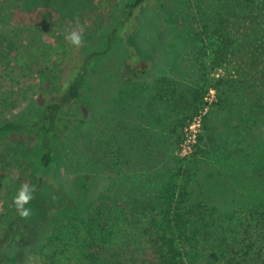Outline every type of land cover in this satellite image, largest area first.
<instances>
[{
    "label": "trees",
    "instance_id": "obj_1",
    "mask_svg": "<svg viewBox=\"0 0 264 264\" xmlns=\"http://www.w3.org/2000/svg\"><path fill=\"white\" fill-rule=\"evenodd\" d=\"M79 1L0 0V20L10 19L15 10L22 13L42 10L40 25L45 23L44 32L54 34L52 27L64 24L65 14L72 16ZM155 1L126 0L120 7L118 20L83 38L75 51H66L56 67L41 74L42 88L36 101L28 103L10 119L0 118V139H21L8 145L22 163L32 197L41 190H50L62 198L55 205L42 207L38 227L24 225L21 240L31 243L26 252L32 256L28 264H239L228 257L242 238L232 226L227 228L226 213H215L210 206L212 198H242L257 205V211L248 210L247 215L264 220V151L247 168L238 159L227 157L217 168L209 163L210 168L206 166V171H202L201 163L208 161L199 159L207 154L201 150L163 174L147 178L120 174L100 193L94 191L95 180L84 176L77 177L75 196L62 191L58 163L65 147L81 139V127L96 113L98 91L93 83L97 73L108 68L107 61L113 56L114 65H119L123 57L114 55L119 49L128 51L133 61L130 76L140 78L149 72V67L132 53L129 38L141 9ZM222 6L227 14V48L230 47L235 57L242 54V61L257 68L259 59L264 58V0H226ZM53 16L58 19L51 21ZM215 16L218 25L213 34L216 38L223 37L221 28H225L226 19L221 13ZM40 25L19 29L14 25L7 29L11 36L0 35L6 67L14 65L23 69L12 62H22L31 68L39 64L37 60L45 55L37 45L41 43L37 41ZM209 28L203 25L204 32L196 37L207 36ZM31 48L37 49L31 51ZM243 65L237 63L235 70L242 72ZM0 66L4 65L0 63ZM92 88L96 94L88 99V116H85L80 107L85 102L83 95ZM168 89L166 99L175 102V88L168 86ZM210 90L216 96L225 95H220L218 83L203 80L192 93L197 103L192 117L206 106L204 98ZM227 94L228 102L234 95L228 84ZM157 95L159 92L154 94ZM224 102L221 97L219 104ZM263 109L260 105V110ZM209 136L213 138L208 131L200 134L199 144L205 145ZM20 217L14 204L0 239V264H15L9 260L6 247L18 232ZM247 240L251 242L252 236ZM257 240L256 236L255 243Z\"/></svg>",
    "mask_w": 264,
    "mask_h": 264
},
{
    "label": "rangeland",
    "instance_id": "obj_2",
    "mask_svg": "<svg viewBox=\"0 0 264 264\" xmlns=\"http://www.w3.org/2000/svg\"><path fill=\"white\" fill-rule=\"evenodd\" d=\"M125 1L80 0L72 16L65 14L64 24L52 27L54 34L44 32L45 23L40 25L42 10L31 13L15 10L10 19L0 20V35L7 36H11L7 29L14 25L18 29L40 25L37 41L43 43L37 45L45 51L36 67L12 62L22 66L20 70L10 64L6 67L5 50L0 44V63L4 65L0 66V118L10 119L37 100L42 88L41 74L56 67L66 51L78 47L66 39L70 32L81 34L82 30L83 38L92 36L99 28L119 19ZM225 3L226 0H156L141 9L129 44L132 53L149 67V72L140 78L130 76L133 61L128 51L118 48L115 57H123L119 65H114L113 56L107 61L108 68L97 73L93 83L98 91L96 113L81 127V139L65 147L58 163L57 170L61 173L58 181L64 194L76 195L80 176L92 177L94 191L100 193L120 174L128 173L135 178L163 174L201 150L207 154L199 159L208 161L201 163L202 171H206L209 163L217 168L227 157L238 159L247 168L264 151V109L260 110V105L264 108V58L259 59L257 68H252L241 60L242 54L235 57L230 47L227 48V14L222 6ZM216 13L226 19L225 28H221L224 36L218 38L213 34L218 25ZM203 25H209L210 31L198 38L196 34L204 32ZM237 63L244 64L242 72L235 70ZM205 79L218 83L220 95H225L216 96L210 90L204 98L206 106L192 117L197 105L192 93ZM227 84L234 90L233 99L228 102ZM168 86L175 88V102L166 99ZM157 92L159 95L154 96ZM95 94L92 88L83 95L85 102L80 108L85 116H88V99ZM221 97L225 100L223 104H219ZM206 131L213 138L209 136L205 145H201L198 136ZM20 140L0 139V239L9 224L14 198L27 186L22 163L8 145ZM216 197L210 206L216 214L226 213L227 228L232 226L242 238L232 247L234 253L228 258L239 264H264V236L261 237L264 220L247 215L248 210L257 211V205L238 197ZM60 200V194L50 190L33 195L25 205L30 208L29 216L20 217L18 232L6 247L9 260L15 264L31 263V254L26 255L31 243L21 240L24 225L38 227L42 207ZM248 236H252L251 242ZM256 236L259 240L255 243Z\"/></svg>",
    "mask_w": 264,
    "mask_h": 264
},
{
    "label": "clouds",
    "instance_id": "obj_3",
    "mask_svg": "<svg viewBox=\"0 0 264 264\" xmlns=\"http://www.w3.org/2000/svg\"><path fill=\"white\" fill-rule=\"evenodd\" d=\"M66 39L70 40L73 45L80 46L83 39L82 30L81 34H78L76 31L70 32L68 36H66ZM32 198L31 190L28 186H23L14 198L16 211L22 218L29 216L30 208L25 207V205H28Z\"/></svg>",
    "mask_w": 264,
    "mask_h": 264
}]
</instances>
